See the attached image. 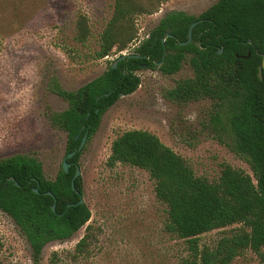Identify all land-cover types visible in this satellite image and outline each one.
<instances>
[{
	"label": "trees",
	"instance_id": "trees-1",
	"mask_svg": "<svg viewBox=\"0 0 264 264\" xmlns=\"http://www.w3.org/2000/svg\"><path fill=\"white\" fill-rule=\"evenodd\" d=\"M166 1L114 0L96 58L123 51L136 39L135 18L155 14ZM192 23L196 25L191 41L181 44L187 41ZM87 37V22L79 17L76 40L83 44ZM133 54L138 57L125 58L115 69L112 63L76 91L53 84L66 108L48 115V120L67 136L65 156L77 150L85 133L87 141L92 138L103 114L120 95L138 88V71L146 68L171 77L187 65L191 76L176 82L165 98L184 103L212 101L220 109L211 118L217 140L223 143L220 135L225 134L226 146L245 160L252 175L224 165L215 182L196 177L179 155L141 130L126 131L114 139L107 164L137 168L153 181L155 197L166 210L164 231L187 245V255L178 264H231L247 250L264 264V79L257 76L264 54V0H217L197 17L169 12ZM248 54L246 59L237 58ZM81 151L67 160L68 172L61 166L53 180L44 176L35 158L15 155L0 160V212L25 239L33 264H40L47 244L71 239L90 219L87 206L78 203L81 179L73 180ZM233 225L239 227L213 247L199 244L200 235ZM88 246L85 235L76 244L75 254H84Z\"/></svg>",
	"mask_w": 264,
	"mask_h": 264
},
{
	"label": "rangeland",
	"instance_id": "rangeland-1",
	"mask_svg": "<svg viewBox=\"0 0 264 264\" xmlns=\"http://www.w3.org/2000/svg\"><path fill=\"white\" fill-rule=\"evenodd\" d=\"M217 0H167L152 15L135 18L136 39L121 52L103 59L95 54L113 12L114 0H0V160L15 155L37 159L53 180L65 156L67 136L53 128L48 115L66 103L53 91H76L102 75L122 54H133L165 14L178 11L197 17ZM87 22L88 37L76 40V22ZM140 85L121 96L103 114L78 158L82 199L90 219L71 239L47 244L40 264H178L187 255L184 241L164 231L165 206L155 197L154 184L142 170L117 163L108 166L112 141L126 131H147L179 155L196 177L215 182L222 166L252 175L242 157L223 143L211 118L220 110L208 99L176 102L165 98L176 82L191 76L187 65L171 77L141 69ZM239 225L199 236L213 247ZM88 235L89 246L75 254ZM0 264H33L30 248L12 220L0 212ZM231 264H260L244 251Z\"/></svg>",
	"mask_w": 264,
	"mask_h": 264
},
{
	"label": "water",
	"instance_id": "water-1",
	"mask_svg": "<svg viewBox=\"0 0 264 264\" xmlns=\"http://www.w3.org/2000/svg\"><path fill=\"white\" fill-rule=\"evenodd\" d=\"M196 25V23H192L188 29V33H187V41L185 43H181V44H187L191 41V36H192V28ZM167 36H170V35H167ZM164 41V39L162 40V42ZM222 52V49H219L218 50V54H220ZM249 54L246 55V56H242V57H239L237 56V58H243V59H246L248 58ZM138 56L137 55H134V54H122L120 55V57L117 58V60L113 63L112 65V69H115L116 66H117V63L120 62V61H123L125 58H137ZM257 76L259 78V80H263L264 79V54L262 55V58H261V64L260 66L258 67V72H257ZM122 95H120L121 97ZM77 138V137H76ZM86 139H87V133H85L82 137V140L77 148L76 151H80L82 149V147L84 146L85 142H86ZM76 151H73L69 154H67L64 159H63V162H62V169L65 173L68 172V168L70 167V164L67 162V160L71 159ZM80 176V170H79V167L78 165H75V173H74V176H73V180L78 178ZM72 189H74V183L72 181ZM33 192L34 193H38V190L37 189H33ZM46 195H49L51 196V193H46ZM79 204H84V201L82 199V197L80 196V200L78 202ZM52 210L54 211V205L52 206Z\"/></svg>",
	"mask_w": 264,
	"mask_h": 264
}]
</instances>
